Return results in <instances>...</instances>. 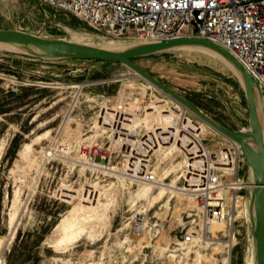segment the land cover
I'll use <instances>...</instances> for the list:
<instances>
[{
	"label": "rangeland",
	"instance_id": "obj_1",
	"mask_svg": "<svg viewBox=\"0 0 264 264\" xmlns=\"http://www.w3.org/2000/svg\"><path fill=\"white\" fill-rule=\"evenodd\" d=\"M42 8L33 0H0V30L108 42L86 35L92 30L74 15ZM29 58L0 52V264L9 257L10 264H98L102 252L106 264L112 252L121 261L124 251L116 247L145 206L147 230L155 223L163 230L144 239L152 248L144 252L155 257L180 237L184 211L195 206L181 190L186 178L193 187L203 155L229 141L124 65L99 71L98 61ZM135 62L221 125L249 128L240 79L216 55L177 49ZM78 227L84 232L75 241L61 242ZM242 256L239 247L233 264Z\"/></svg>",
	"mask_w": 264,
	"mask_h": 264
},
{
	"label": "built area",
	"instance_id": "obj_2",
	"mask_svg": "<svg viewBox=\"0 0 264 264\" xmlns=\"http://www.w3.org/2000/svg\"><path fill=\"white\" fill-rule=\"evenodd\" d=\"M39 1L42 7L74 15L89 26L91 34L103 40L155 43L203 38L212 41L243 65L256 80L264 98V0ZM141 136L142 140L144 135ZM194 177L193 187L188 186L186 178V186L179 188L195 202L194 208L184 211L187 221L180 237L175 236L155 257L152 250L149 257L144 252L152 249L144 241L146 235L152 241L162 236L163 230L158 223L147 230L151 209L141 207L132 215L130 234L116 247L124 251V258L120 261L112 252L110 264H126L128 258L130 264L140 259L141 264H233L239 247H242V264L252 262L249 209L254 179L240 146L231 141L205 153ZM98 257V264H106L105 253Z\"/></svg>",
	"mask_w": 264,
	"mask_h": 264
},
{
	"label": "water",
	"instance_id": "obj_3",
	"mask_svg": "<svg viewBox=\"0 0 264 264\" xmlns=\"http://www.w3.org/2000/svg\"><path fill=\"white\" fill-rule=\"evenodd\" d=\"M33 1L40 9H43L39 0ZM93 36L97 37L96 35ZM106 41L116 42L113 40ZM129 42L131 45L128 47L120 50H109L95 45L64 39H47L23 30H0V44L15 47L20 51L19 53L35 59L98 61L99 63L124 65L187 108L192 114L221 135L237 143L241 148L248 167L252 170L254 179V188L251 192L249 209L251 235L253 239L252 262L264 264V118L262 121L258 111L259 102H262L264 112V98L256 80L226 49L207 39L181 38L168 42ZM182 48H199L211 51L221 56L239 72L242 79L240 82L248 104V129L234 131L221 125L201 111L185 96L177 93L135 62L141 58ZM245 130L248 131L245 132Z\"/></svg>",
	"mask_w": 264,
	"mask_h": 264
},
{
	"label": "bare ground",
	"instance_id": "obj_4",
	"mask_svg": "<svg viewBox=\"0 0 264 264\" xmlns=\"http://www.w3.org/2000/svg\"><path fill=\"white\" fill-rule=\"evenodd\" d=\"M86 35H88V36H90V37H92V38H94L95 40H103V39H100V38H98L97 39V37H95V36H93L92 34H86ZM104 42H106V40H103ZM89 45H93V44H89ZM95 46H98V47H101V48H105V49H109V50H120V49H123V47H121V46H119L118 44H116V43H114V42H107V43H103V44H100V45H95ZM125 48V47H124ZM182 49H192V50H195V51H199V52H203V53H207V54H211V55H216L218 58H220L222 61H224L227 65H229L231 68H233L235 71H236V73H237V75H238V77H239V79H240V81H242V79H241V75L239 74V72L230 64V63H227L221 56H219V55H217V54H215V53H213V52H211V51H208V50H205V49H199V48H182ZM2 51H10V52H20L18 49H16L15 47H12V46H9V45H5V44H0V52H2ZM137 75V74H136ZM138 77H140L139 75H137ZM142 80H144L142 77H140ZM145 82H147L146 80H144ZM150 86H152V87H154L155 89H157L155 86H153L152 84H150L149 82H147ZM157 90H159V89H157ZM160 91V90H159ZM160 92H162V91H160ZM163 93V92H162ZM164 94V93H163ZM166 95V94H165ZM170 100H172L174 103L176 102L175 100H173L171 97H169V96H167ZM175 104H178V105H180L181 107H183L185 110H187L188 112H190L187 108H185L184 106H182L181 104H179L178 102H176ZM258 111H259V114H260V117H261V119H262V121H263V118H264V112H263V103L262 102H259V106H258ZM194 115V114H193ZM195 116V115H194ZM198 118V117H197ZM201 120V119H200ZM202 121V120H201ZM205 123V122H204ZM206 124V123H205ZM209 126V125H208ZM210 127V126H209ZM210 128H212V127H210ZM213 129V128H212ZM214 130V129H213ZM216 131V130H215ZM248 130H245V132H247ZM217 132V131H216ZM201 133H204V132H202L201 130H199L198 131V134H199V136H200V134ZM219 133V132H218ZM220 134V133H219ZM223 136V135H222ZM143 137V136H142ZM227 141H229V142H231V140H229L228 138H226V137H224ZM229 142H226V143H224V144H227V143H229ZM209 153V152H208ZM204 156V155H203ZM203 158V157H202ZM191 159H193V157H191ZM195 159L193 160V161H189V164H190V166H194L195 165ZM149 163V162H148ZM127 169V168H126ZM143 175H145L146 174V172H144V173H142ZM192 174V177H191V179L192 180H195L196 181V179H195V175L196 174H194V173H191ZM139 175H141V174H139ZM142 176V175H141ZM137 179V178H136ZM138 180V179H137ZM138 182H140V183H142V181H139L138 180ZM67 219V218H66ZM65 220V219H64ZM66 221V220H65ZM64 221V222H65ZM70 223H72V222H70ZM73 224V223H72ZM70 225V224H69ZM74 225V224H73ZM71 226V225H70ZM75 227V226H74ZM79 228V227H78ZM63 229V228H62ZM85 229V228H84ZM62 231V230H61ZM66 231V230H65ZM70 231V230H69ZM71 232V231H70ZM82 232H84L83 231V228L82 229H80L79 228V230H76V231H73V232H71V233H67V235L62 239V243H70V242H72V241H75L78 237H79V235L82 233ZM251 264H256V262L255 263H251Z\"/></svg>",
	"mask_w": 264,
	"mask_h": 264
},
{
	"label": "crops",
	"instance_id": "obj_5",
	"mask_svg": "<svg viewBox=\"0 0 264 264\" xmlns=\"http://www.w3.org/2000/svg\"><path fill=\"white\" fill-rule=\"evenodd\" d=\"M30 60L31 62H34V61H37V60H41L42 62H45V63H61V62H66V61H69V60H46V59H28ZM101 66L97 69L99 71H102L103 69H105V64H108V63H99Z\"/></svg>",
	"mask_w": 264,
	"mask_h": 264
},
{
	"label": "trees",
	"instance_id": "obj_6",
	"mask_svg": "<svg viewBox=\"0 0 264 264\" xmlns=\"http://www.w3.org/2000/svg\"><path fill=\"white\" fill-rule=\"evenodd\" d=\"M0 112H2V111H0ZM18 237H19V235L17 236V238H18ZM16 244H17V243H15V245H14L12 251H11V254L14 253V250H15ZM9 259H10V257L8 258V263L10 264Z\"/></svg>",
	"mask_w": 264,
	"mask_h": 264
}]
</instances>
